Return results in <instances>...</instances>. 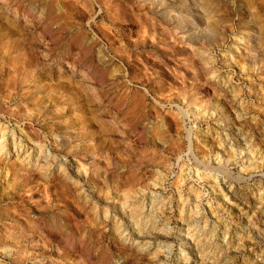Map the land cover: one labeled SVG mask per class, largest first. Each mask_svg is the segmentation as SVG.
I'll return each instance as SVG.
<instances>
[{
  "label": "rangeland",
  "instance_id": "374dc122",
  "mask_svg": "<svg viewBox=\"0 0 264 264\" xmlns=\"http://www.w3.org/2000/svg\"><path fill=\"white\" fill-rule=\"evenodd\" d=\"M0 264H264V0H0Z\"/></svg>",
  "mask_w": 264,
  "mask_h": 264
}]
</instances>
